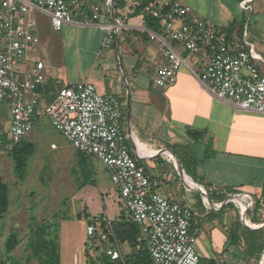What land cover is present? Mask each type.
Here are the masks:
<instances>
[{"label": "crops", "instance_id": "0c3cea01", "mask_svg": "<svg viewBox=\"0 0 264 264\" xmlns=\"http://www.w3.org/2000/svg\"><path fill=\"white\" fill-rule=\"evenodd\" d=\"M177 1L190 7L193 16L232 35H240L246 25L245 4L253 15L264 16V0ZM137 9L126 0L117 16L116 10L115 16L104 13L101 25L114 23L115 19L124 24L111 49L102 48L103 29L66 25L57 32L50 18L43 15L37 29L41 45L29 55L30 63L40 57L46 66V79L40 86L44 88L40 93L43 103L51 102L60 89L78 82H91L99 93L117 96L131 153L164 197L187 206L199 219L197 250L201 259L208 264H244L243 256L229 253L230 248L238 246L231 245L229 232L240 213L230 197H248L253 204L264 191V114L235 110L217 101L186 67L177 72L174 84L157 87L154 78L165 62L163 44L152 38L155 32L147 28L146 14L137 13ZM172 45L188 64L189 59L193 60L189 65L198 72V57L178 44ZM189 131L203 136L194 139ZM78 158L80 165L79 154ZM92 160L89 163L94 178ZM246 199H240L241 203L248 205Z\"/></svg>", "mask_w": 264, "mask_h": 264}, {"label": "built area", "instance_id": "2783aa9c", "mask_svg": "<svg viewBox=\"0 0 264 264\" xmlns=\"http://www.w3.org/2000/svg\"><path fill=\"white\" fill-rule=\"evenodd\" d=\"M136 7L144 0H131ZM244 9L250 7L245 4ZM115 16L112 0L105 3L83 0H0V104L10 111L8 121L0 120V148L22 142L43 118L78 152L98 159L118 187L131 219L140 227L151 264H200L197 250L200 221L187 206L164 197L133 156L123 131V108L115 95L101 94L91 82H78L60 89L43 103L39 87L45 82L46 66L40 57L31 62L25 78L15 66L30 62L29 55L41 45L36 14L47 16L60 32L66 25L97 26L105 31L103 49L115 46L123 22L101 25L104 13ZM144 13L159 21L162 34L152 33L163 44L165 62L157 70L154 84L167 88L176 82L177 72L188 68L217 101L235 110L264 114V58L255 46H238L229 35L192 15L190 7L177 0H149ZM172 42L193 57L199 71L188 64ZM230 198L240 214L251 209ZM92 259L98 264H130L116 243L96 226L86 228ZM107 261H104V258Z\"/></svg>", "mask_w": 264, "mask_h": 264}, {"label": "rangeland", "instance_id": "374dc122", "mask_svg": "<svg viewBox=\"0 0 264 264\" xmlns=\"http://www.w3.org/2000/svg\"><path fill=\"white\" fill-rule=\"evenodd\" d=\"M244 11L247 22L240 35L216 29L229 35L238 46L248 49L246 42L252 43L264 58V39L261 40V36L264 37V16L253 15L249 9ZM43 18L41 14L35 15L38 24L42 23ZM210 25L213 26L211 23ZM1 40L0 34V42ZM188 61L189 64L193 63L192 59ZM30 69V62L15 66L16 73L22 78L26 77ZM9 118L8 106L0 104V120L8 121ZM26 142L34 146V152L28 160L23 180H20L15 172L14 160L10 155L12 148H0V177L9 187L10 199L9 209L0 219V262L86 264L87 259L90 260L94 256L88 247L87 224L100 221L111 223L120 220L122 216L124 220L131 218L119 189L110 181L104 165L96 158L92 160L95 170L92 178L94 182L84 186L79 153L53 127L48 118L39 121L34 131L26 137ZM246 200L250 202L249 198ZM256 200L251 206L247 220L254 217L259 223L246 220V225L241 221L247 228L264 230V202L257 211ZM237 202L241 203L240 199ZM239 215L241 219V214ZM41 226L44 227L39 235L41 241H38L37 230ZM137 228L141 240L140 227ZM11 236L17 238V245L8 253L7 241ZM241 243L236 248H230L229 253L232 256L244 257L246 246L243 240ZM123 250L128 253L130 248L125 245ZM202 264H208L207 260H202ZM244 264H264V260L261 262L260 259L258 262L244 259Z\"/></svg>", "mask_w": 264, "mask_h": 264}, {"label": "trees", "instance_id": "16d2710c", "mask_svg": "<svg viewBox=\"0 0 264 264\" xmlns=\"http://www.w3.org/2000/svg\"><path fill=\"white\" fill-rule=\"evenodd\" d=\"M104 1V0H103ZM149 0H144L142 6L138 7L137 13H144V7ZM126 0H114V6L116 10V16L118 15V10L125 7ZM145 24L147 28L155 33H162V27L158 20L153 19L152 17L145 15ZM44 88L39 87V92L42 93ZM189 135L198 139L203 136L200 132L189 131ZM34 152V146L26 141H22L19 144L15 145L10 155L14 160V169L18 174V178L23 180L25 177V171L27 167V163L29 158ZM80 168L82 177L85 179L84 186L88 184H92L94 181L93 172L90 167L88 157L80 152ZM234 193V192H229ZM212 195V194H211ZM264 202V191L261 196L256 200V209H260L262 207V203ZM9 209V187L6 183L3 182L0 177V219L6 214ZM252 211V210H251ZM250 210L248 211L249 216ZM253 223H259L258 220L254 219V217L249 218ZM96 228L105 233L109 237L110 242L116 243V246L120 250L122 256L125 257L126 261L130 264H151V257L146 248L145 242L139 237L138 225L132 221V219L124 220L123 216L120 220L108 223L106 221H100L94 223ZM44 226L38 228L37 238L38 241H41V237H39L40 232H42ZM229 239L231 240L232 246H237L239 241L243 240L246 246L244 252V259L249 260H257L260 261L263 252H264V230L263 229H250L247 228L240 219L239 213L237 214L236 220L232 225V228L229 232ZM37 241V242H38ZM17 245V238L15 236H11L7 241V252L11 253ZM129 246L130 251L126 253L123 250V246ZM107 261L105 257L103 259ZM0 264H6L4 262H0ZM87 264H98L96 259H90ZM200 264H202V259L200 260Z\"/></svg>", "mask_w": 264, "mask_h": 264}, {"label": "water", "instance_id": "95a60500", "mask_svg": "<svg viewBox=\"0 0 264 264\" xmlns=\"http://www.w3.org/2000/svg\"><path fill=\"white\" fill-rule=\"evenodd\" d=\"M112 2H113V10L115 11V6H114V1L112 0ZM245 218H246V213H245ZM245 218H244V220H245ZM242 219H243V217H242ZM243 220V222L246 224V222ZM247 225V224H246ZM258 227V226H257ZM261 226H259V228H260ZM262 260H264V252H263V255H262V257H261V262H262Z\"/></svg>", "mask_w": 264, "mask_h": 264}, {"label": "bare ground", "instance_id": "6f19581e", "mask_svg": "<svg viewBox=\"0 0 264 264\" xmlns=\"http://www.w3.org/2000/svg\"><path fill=\"white\" fill-rule=\"evenodd\" d=\"M244 218H245V212L243 213V220H244ZM246 219L247 218H245V220H244L245 222H246ZM262 227H264V225H262Z\"/></svg>", "mask_w": 264, "mask_h": 264}]
</instances>
